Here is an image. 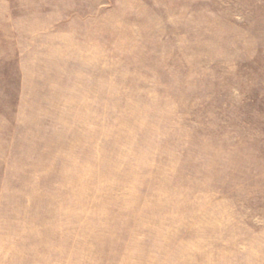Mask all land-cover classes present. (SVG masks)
<instances>
[{
	"label": "rangeland",
	"instance_id": "rangeland-1",
	"mask_svg": "<svg viewBox=\"0 0 264 264\" xmlns=\"http://www.w3.org/2000/svg\"><path fill=\"white\" fill-rule=\"evenodd\" d=\"M0 264H264V0H0Z\"/></svg>",
	"mask_w": 264,
	"mask_h": 264
}]
</instances>
